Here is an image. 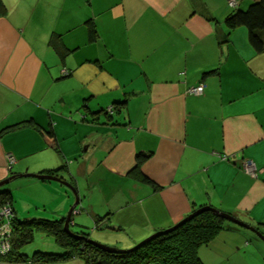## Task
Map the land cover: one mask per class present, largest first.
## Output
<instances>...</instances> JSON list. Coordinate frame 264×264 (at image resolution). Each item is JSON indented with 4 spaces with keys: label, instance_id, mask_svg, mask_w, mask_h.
Here are the masks:
<instances>
[{
    "label": "crops",
    "instance_id": "1",
    "mask_svg": "<svg viewBox=\"0 0 264 264\" xmlns=\"http://www.w3.org/2000/svg\"><path fill=\"white\" fill-rule=\"evenodd\" d=\"M254 1L3 0L0 181L17 177L0 191L16 217H63L79 197L75 232L119 249L203 206L264 234V52L245 25H226ZM199 84L203 94H190ZM55 170L74 194L19 176ZM224 226L199 248L203 264H264L255 232ZM65 261L84 264L49 263Z\"/></svg>",
    "mask_w": 264,
    "mask_h": 264
},
{
    "label": "trees",
    "instance_id": "2",
    "mask_svg": "<svg viewBox=\"0 0 264 264\" xmlns=\"http://www.w3.org/2000/svg\"><path fill=\"white\" fill-rule=\"evenodd\" d=\"M5 12L6 6L3 0H0V15ZM226 25L228 34L238 25H245L248 28L251 44L257 51L264 52V0H256L246 8H235L227 16ZM96 35L97 30L92 26L89 29L90 39H94ZM51 44L58 50L61 48L53 38ZM28 123L35 124L33 120ZM21 124L8 126L4 130L18 127ZM46 137L49 144L55 147L53 137L51 139L50 134H46ZM58 170L49 172V174L56 176ZM4 205L14 209L10 192L6 190L0 191V208ZM65 219V217L19 219L14 214L9 219L11 249L5 254L0 253V262L44 264L79 258L84 264H203L198 253L199 248L211 242L225 228L226 222L213 211L205 210L170 232L140 241L129 249H119L94 242L84 231L66 230L64 228ZM38 231L51 235L62 251L53 253L38 250L30 256L23 253L21 249L34 240L35 233Z\"/></svg>",
    "mask_w": 264,
    "mask_h": 264
},
{
    "label": "water",
    "instance_id": "3",
    "mask_svg": "<svg viewBox=\"0 0 264 264\" xmlns=\"http://www.w3.org/2000/svg\"><path fill=\"white\" fill-rule=\"evenodd\" d=\"M113 110H108L105 109L103 110V112L105 114L107 113H113ZM19 176H29V177H36V178H39V179H45V180H57L59 182L62 181V178L59 177V176H55V175H51V174H42V173H25V174H19ZM17 177V174H12L10 177H7L6 179L0 181V188L9 183L13 178ZM78 197V196H77ZM79 205V197L76 198V201L75 203L73 204V206L70 208V212L68 213V216L66 217V220H65V226L64 228L68 231H70V221H71V218H72V214L74 213L75 209H77ZM205 210H211L213 211L215 214H217L218 216L224 218L225 220H228L230 222H233L237 225H240L242 227H245V228H248L250 230H252L253 232H255L263 241H264V234H262L261 231H259L257 228H255L254 226H251L250 224L246 223L245 221L237 218L236 216H234L233 214L231 213H228V212H224V211H221L219 209H216L214 207H211V206H203L201 208H199L198 210H196L195 212H192L191 214H189L188 216H186L185 218H183L181 221H179L177 224H175L173 227H170V228H167L161 232H156L150 236H148L147 238H145L144 240L142 241H146V240H149L150 238H153V237H156L158 235H161L163 233H167V232H170L174 229H176L177 227H179L181 224H183L184 222H186L187 220L193 218L194 216H196L197 214H199L200 212H203ZM84 238L88 239L87 237L84 236ZM95 242V241H94ZM113 248V247H112Z\"/></svg>",
    "mask_w": 264,
    "mask_h": 264
},
{
    "label": "rangeland",
    "instance_id": "4",
    "mask_svg": "<svg viewBox=\"0 0 264 264\" xmlns=\"http://www.w3.org/2000/svg\"><path fill=\"white\" fill-rule=\"evenodd\" d=\"M65 167V172L66 173H68V170H67V167L66 166H64ZM64 169V168H63ZM62 178V177H61ZM53 181H56V182H59V181H57V180H53ZM15 182V181H14ZM14 182H9L8 184H14ZM62 182H64L65 183V186H69L68 188L70 189L69 191L71 192V193H73L74 194V192H73V190L75 189V187L73 186V183H71L70 181H68V180H64L63 178H62ZM8 184H5V185H3L2 187H1V189L3 188V187H5V186H7ZM14 193H16V191H14ZM14 193H13V195H14ZM20 193V192H19ZM16 195H19V194H17L16 193ZM22 196H24L23 194H22ZM19 198H21L20 199V202H22L23 200H24V197H19ZM77 209H75V211H76ZM49 212H54V211H49ZM70 212V208L66 211V213L64 214V216L63 217H67L68 216V213ZM47 215H49V216H51L50 214H47ZM57 217H59V218H63L62 216L60 217V216H57ZM47 219H58V218H47ZM66 220V219H65ZM73 220H74V218L71 220L72 222H73ZM71 222V226H70V231L72 232H75L76 231V227L74 226L75 224L74 223H72ZM74 224V225H73ZM91 228V231L92 230H94L95 229V235H96V232L97 231H99V229L98 228H95L94 227V224L90 227ZM91 235H90V239L91 240H93V241H95V242H98V243H100V244H103V245H106V246H109V247H112V246H110V245H108V244H105V243H103V242H101V241H99V240H97V239H95V236L93 237V232H91L90 233ZM52 244V245H51ZM54 246V247H53ZM126 249H129V248H126ZM46 251V252H53V253H59V251H62V248L57 244V243H55V240H54V238L53 237H51V236H48L45 232H40V231H38V232H36L35 233V236H34V240L31 242V243H29V244H27V245H25L22 249H21V251L23 252V253H26L27 255H32L35 251ZM81 260V259H80ZM67 261H65L64 262V264H70V263H66ZM44 264H52V263H44Z\"/></svg>",
    "mask_w": 264,
    "mask_h": 264
},
{
    "label": "built area",
    "instance_id": "5",
    "mask_svg": "<svg viewBox=\"0 0 264 264\" xmlns=\"http://www.w3.org/2000/svg\"><path fill=\"white\" fill-rule=\"evenodd\" d=\"M231 5L235 6L236 2H231ZM204 92V85L199 84L197 86L189 88V93L194 95H200ZM112 109V107H110ZM13 163L14 159L9 158ZM243 169L247 174L253 177H257L260 170L256 162L252 159H246L243 164ZM14 211L8 205H4L0 210V253H7L11 249L12 237L9 228V219L14 216ZM5 217L6 221L2 218Z\"/></svg>",
    "mask_w": 264,
    "mask_h": 264
},
{
    "label": "flooded vegetation",
    "instance_id": "6",
    "mask_svg": "<svg viewBox=\"0 0 264 264\" xmlns=\"http://www.w3.org/2000/svg\"><path fill=\"white\" fill-rule=\"evenodd\" d=\"M71 220H72V218H71ZM71 222H72V221H70V224H71ZM69 228H70V226H69Z\"/></svg>",
    "mask_w": 264,
    "mask_h": 264
}]
</instances>
